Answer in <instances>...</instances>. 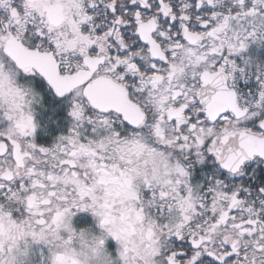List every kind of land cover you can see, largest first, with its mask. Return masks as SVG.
I'll return each mask as SVG.
<instances>
[{
    "label": "snow or ice",
    "instance_id": "obj_1",
    "mask_svg": "<svg viewBox=\"0 0 264 264\" xmlns=\"http://www.w3.org/2000/svg\"><path fill=\"white\" fill-rule=\"evenodd\" d=\"M0 264H264V0H0Z\"/></svg>",
    "mask_w": 264,
    "mask_h": 264
}]
</instances>
